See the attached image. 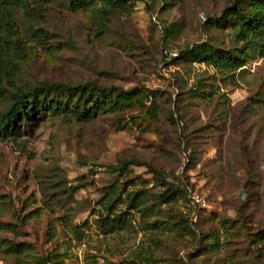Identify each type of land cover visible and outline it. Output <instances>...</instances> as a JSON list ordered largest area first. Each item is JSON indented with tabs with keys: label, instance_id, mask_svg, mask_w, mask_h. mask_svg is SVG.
I'll use <instances>...</instances> for the list:
<instances>
[{
	"label": "rangeland",
	"instance_id": "rangeland-1",
	"mask_svg": "<svg viewBox=\"0 0 264 264\" xmlns=\"http://www.w3.org/2000/svg\"><path fill=\"white\" fill-rule=\"evenodd\" d=\"M235 1L127 0L103 19L106 2L48 0L31 30L16 13L0 116L53 83L137 99L0 124V264H264L263 40L237 34Z\"/></svg>",
	"mask_w": 264,
	"mask_h": 264
},
{
	"label": "trees",
	"instance_id": "trees-1",
	"mask_svg": "<svg viewBox=\"0 0 264 264\" xmlns=\"http://www.w3.org/2000/svg\"><path fill=\"white\" fill-rule=\"evenodd\" d=\"M96 0H69L70 10L85 9ZM110 5V8L101 10V18L114 9H125L127 0H100ZM48 0H0V76L6 81L12 82L17 72L12 68L10 55L15 50H21L20 40L9 35L15 27L16 13H22L31 25L43 20ZM247 8V9H246ZM232 18L236 21L238 35L250 33L251 36L263 40L264 51V0H236L232 7ZM15 31V30H14ZM38 38L47 39L48 36L40 28L32 30ZM189 61H204L207 55L205 48L197 45L185 51ZM11 67V68H10ZM136 89L123 90L118 87H102L93 82H84L75 85L53 83L40 87H28L25 90L13 93L12 102L6 111L0 116V124L7 133H12L16 123L29 109L46 108L54 111H68L77 119L86 120L97 112L116 108L122 102H130L137 99ZM132 160L122 164L126 168L134 164Z\"/></svg>",
	"mask_w": 264,
	"mask_h": 264
}]
</instances>
